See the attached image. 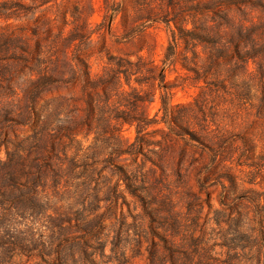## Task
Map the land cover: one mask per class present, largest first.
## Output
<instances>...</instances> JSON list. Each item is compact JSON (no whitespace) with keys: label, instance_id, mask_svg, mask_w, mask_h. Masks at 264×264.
I'll return each instance as SVG.
<instances>
[{"label":"rangeland","instance_id":"374dc122","mask_svg":"<svg viewBox=\"0 0 264 264\" xmlns=\"http://www.w3.org/2000/svg\"><path fill=\"white\" fill-rule=\"evenodd\" d=\"M0 264H264V0H0Z\"/></svg>","mask_w":264,"mask_h":264}]
</instances>
